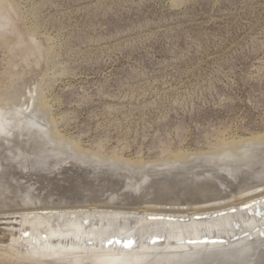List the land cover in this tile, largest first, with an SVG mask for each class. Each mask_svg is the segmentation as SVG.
Wrapping results in <instances>:
<instances>
[{"label":"rangeland","instance_id":"374dc122","mask_svg":"<svg viewBox=\"0 0 264 264\" xmlns=\"http://www.w3.org/2000/svg\"><path fill=\"white\" fill-rule=\"evenodd\" d=\"M35 105L40 109L36 106L35 111ZM0 108L3 113L18 110L23 116L34 113L36 119H32L43 122L47 138L61 137L76 149L138 163L165 161L178 153H223L230 149L226 143L263 138L264 0H0ZM13 142L0 148L1 165L10 162L18 167L16 176L22 177L25 186L35 181L38 185H34L42 187L48 181L50 190L45 194H58V198L70 188L86 191L90 182L99 184L106 179L107 185L120 184L119 198L139 200L146 194L133 190L143 186L145 175L151 182L208 173H215V182L221 185L215 199L207 203L217 204L204 205V210L224 203L223 207L238 205L264 193L249 194L263 182L264 177L253 180L249 175L261 174L264 156L251 165V172H246L249 167L237 168L235 178L202 161L187 164L188 169L185 165L167 171L160 162L133 174L117 169L114 175L105 165L93 168L70 158L69 148L36 171L31 168L32 159L23 160L28 168L21 169L13 160L17 150L29 153L27 139ZM64 166L69 170L59 171ZM49 177L57 180L54 185ZM59 184H66L67 190ZM128 184L138 187L129 189ZM117 206L130 208L126 203ZM4 223L0 220V228L6 227ZM234 228L236 233L240 227ZM247 245L251 250L247 255L258 253L255 244ZM220 251L199 252L179 262L228 264L229 258L230 262L237 260L231 251ZM150 253L148 262L153 264L174 251L161 246ZM263 256L261 251L259 264H264ZM0 264L9 263L0 257Z\"/></svg>","mask_w":264,"mask_h":264},{"label":"bare ground","instance_id":"6f19581e","mask_svg":"<svg viewBox=\"0 0 264 264\" xmlns=\"http://www.w3.org/2000/svg\"><path fill=\"white\" fill-rule=\"evenodd\" d=\"M37 105L40 106L39 102ZM37 105H35V109H34L35 111L40 109L41 107V106L38 107ZM36 106L38 109H36ZM2 111L0 110V148L2 147L3 144L7 142L12 143L14 140L20 138H26L28 147L30 148L29 153L28 152L23 153V151L17 150V154H15L16 151H14V153L12 151V153L16 155L15 157H13V160L17 161L18 164L17 166L20 165V169L28 168V166L26 165L27 163H25V161L23 160L32 159L33 161L31 162L33 163L29 161V164L31 163L32 166L31 168H35L37 171L38 170L37 168L46 164L48 160L54 157L57 158L60 155L61 156L64 155V153H66L65 151L68 150L69 148L70 151L73 152V156H71L70 158L76 161H79V159H81L84 164H89L91 166L94 165L96 167H100L102 165H105L107 169L112 170L111 172H113L114 175H117V173L120 172V170L124 171V169L133 174L135 172H138V170H144L148 166H152V165L159 166V164H161L160 162H164V164H166L165 166L168 169L167 168L165 169L167 171L185 165H186L185 168L188 169L187 164L195 163L196 161L198 162L202 161L200 163H205L208 165L215 164L219 166V168H221L223 171H226L228 174L235 175L239 172L237 168H240L239 170L241 171L242 167H249L248 171L246 172H251L253 170V168H250L252 167L251 165L256 164V160L261 157L263 158L264 156V136H261L263 138L257 137L258 139L256 138V140L255 141L253 140L252 142H250V140H245V141L241 140L239 142L237 141V142L226 143V145L230 147V149L226 151L222 150L223 153L220 152L209 155H207L208 153L206 154L200 153V156H197L196 154H195L196 156L192 154L187 155V153L186 155L185 154L183 155L182 153H180L181 155H178L179 154L178 153L177 155L174 154L175 156L173 155L174 156L173 158L171 157V159L165 160L166 162L165 161L146 162V163L145 162L138 163L136 161L132 162L128 159L124 160L122 158L102 156L96 153H90L88 151H84L82 149L80 150L76 149L77 147L76 148L73 147L69 142H65L61 140L62 139L61 137L56 138L51 136L52 139H50L51 137L48 136L50 138H47V135L49 133L42 128V123H43L42 121L38 122L37 120L39 119H37L36 121L33 120L34 119L33 117H35L36 119V116L34 115L33 112H31L33 114L31 115L32 117H30L27 115L23 116L24 113L19 112L18 110L17 111L10 110L9 113H3ZM40 122L42 123L40 124ZM47 124L48 123H46V125ZM47 139H49V142H47ZM23 143L26 142L23 141ZM10 153L11 152H9V154ZM201 155L203 156L201 157ZM9 160L13 161L10 158ZM129 161L132 162V164L129 163ZM23 162L24 164H22ZM4 163L5 162H3V164ZM12 164L13 163L9 162L6 165H1L0 163V220L7 221L6 224L4 223L6 227L5 228L2 227L3 229H0V257H2V259H5L9 264H149L148 260H150L152 256L150 251L152 252L153 250H157L158 247H161V244L155 243L151 245L147 241H146L147 243H145L144 241L147 238V236H149L148 239L150 240L152 239V237H156V238L159 237L160 240H162L161 238L164 239L166 238L167 240L171 239L175 244L174 246H171L170 243H168V245L166 246L167 248H169V250L174 251V253L171 254V256H166V258L162 257L156 263L153 264H180L179 260L181 259H185V260L191 259L194 257V255L199 254V252L210 251L213 250V248H216L217 245L214 244L216 243L215 242L216 239L221 241H223L222 239H227V241H230L232 237L229 235H227L226 237L221 235L214 236L211 234H206L205 232L211 233L213 229L220 230L222 228H226L227 225L228 226L233 225V223L238 222L237 221L239 220L238 218L242 219L244 223L246 220L247 226L251 228L248 230H244L240 233H236L233 236H240L246 232L252 233L257 228H259L258 233L264 235V230H263L264 193H260L257 195L252 194L254 195L253 198L249 196L251 199L247 200L248 198L246 197L247 198L246 201L245 202L243 201L242 203L240 202V204L238 205H228L223 207L225 205L224 203V205L222 204L223 206L217 207V209L211 206L210 208L213 207L214 209L212 208V209L204 210V206L202 207V205L209 203V201H213L212 199H215L214 197H216L219 191V183L215 184L206 181L204 183L208 182L207 183V185H209L208 187H210L213 191L207 198H203L199 200L195 198L196 194L190 193L188 197H190V199L193 200V202L188 204L183 203L181 205L179 203L182 201H180V199L176 197L174 198V202L177 204V206H175L174 209L166 210V209L152 208V204L156 202V199L158 200L161 199L160 197L158 198L153 197V199L151 198L148 199V197L146 196H151L152 193L151 194L146 193L144 199H141L142 197H140L141 200L130 199L131 200L130 201L129 199L127 200L124 197L119 198L118 185L120 184L117 183L114 184L111 182L112 184L107 185L105 182L107 180L104 179L103 181L101 180L102 182H100L98 185L95 184L96 187H94L91 190L87 189L86 191H81L79 188H77L76 190L75 187L70 188L72 187V185L70 184L69 187L70 189H68L66 194L58 198L59 197L58 194H56L58 197L53 195V193L49 195L47 194L48 193L47 191L50 190L49 188H47L49 184L48 181H47L48 184L44 183L43 181L42 183H44V186L42 187L37 186L38 182L36 183L35 181L33 182L34 184L36 183L37 185L29 184L25 186V184H23L24 181L21 179L22 177H20V175L16 176L17 173L19 174V172L16 173V168L18 167L15 168V166H12ZM69 164L71 165L72 162ZM72 165L74 166L76 164H72ZM94 166L92 167L94 168ZM90 167L88 166V168ZM260 167L262 166L260 165ZM63 168L65 170H69L67 166H64L61 167L59 171H62ZM93 168L92 171L94 173L95 170ZM117 169L119 170L118 172ZM153 169L154 168H152V170ZM110 170L104 169L105 172ZM150 170L151 169H149V172ZM159 171L160 170H157V172ZM22 172L23 171H21V173ZM151 173L149 176H151ZM253 173L254 174L250 173L251 175L249 176L252 177L253 175L254 178L255 175L258 176H260L261 174L263 175L264 168L261 169L260 175L258 174V171H255ZM46 174L49 175V173ZM97 174L95 175V177L97 176ZM103 175L107 176L106 174ZM40 176L38 175V177ZM147 176L145 175L143 179L144 181L142 183L143 185L149 183L147 182L148 181ZM199 176L201 175H196L193 182H196L198 180L200 181L201 177ZM23 177L25 176L23 175ZM109 177L113 178L114 176L111 175ZM128 177L129 175L126 176L127 179ZM210 177L213 176L211 173H208L206 174V177H204V180L209 179ZM221 178L222 177H220V180ZM46 179L47 178H45V180ZM117 179L119 180V178ZM159 179H161V177ZM51 180L52 179L50 178L49 181ZM80 180H83V178ZM121 181L123 180L121 179ZM177 181L178 180L172 181L173 185L178 186V184L183 183V186L185 187V186H189V183H191L190 181H186V180L181 181V183L180 182L178 183ZM51 182L50 183L54 185L53 184L55 183L54 180ZM259 182L260 181L256 183ZM263 182H264V178H263ZM263 182L261 180L260 184H262ZM25 183H29V182H25ZM92 183L90 182V184ZM243 183L244 181L241 184ZM230 184H231L230 186H232L233 183ZM62 185L64 186V184ZM62 185L61 188L58 187V189L59 188L62 189L63 188ZM207 185L203 186V188L207 187ZM126 186L129 189L130 188L135 189L136 187H138L132 184L130 185L128 184ZM54 187H57V185ZM64 187H65L63 188L64 190L68 188V186L66 187V184ZM262 187H264V184L262 185ZM58 189L56 190L58 193H60ZM45 191L47 192L46 193L47 195L45 194ZM236 193L238 194V192ZM107 195L109 196L106 199L105 197ZM126 195L129 196L128 194ZM133 198H135V196ZM241 198L242 197H240V200ZM258 200H260V202H257ZM254 201L255 203L252 205V202ZM125 203L127 206L130 205L129 206L130 208L124 207V209H122L121 207L120 208L118 207L120 205L117 206V204H121L123 206V204ZM184 205H186V207ZM243 205H249V206L243 209L242 208ZM143 206H145L144 209H138L139 207L142 208ZM188 207H191L193 212H191L189 210L190 208L188 209ZM188 210L190 211V213ZM248 213H251L250 217ZM119 236H123V237L120 238ZM205 237L208 238V241H210L211 244L204 243V244L186 245L182 243V242H186V240H189V242L197 243L196 241H202V239H204ZM136 238L137 240L140 241V245L136 246L139 249H137L136 247L134 248L130 247V243L134 242V239L136 240ZM119 239H123V242L125 239L131 240V242L127 243L125 246L123 245L124 243L122 242V245L119 246L117 243ZM240 240H238V242L234 241L230 243V245L234 246L235 242L237 244H241V243L250 244L249 242H247L248 240L247 238ZM102 243H104V245ZM106 243H109L107 247L105 246ZM186 249L188 250L186 251ZM182 250H185V252ZM224 250H228V249H224ZM231 252L229 254H231ZM226 253H228V251H226ZM249 254L246 256L247 258ZM252 254L255 255V253ZM233 255L237 257L238 254H233ZM229 259L228 261L230 262ZM214 260L216 261V259ZM207 261L208 260H206V262ZM209 261H213V260L211 259ZM181 264L183 263L181 262Z\"/></svg>","mask_w":264,"mask_h":264},{"label":"water","instance_id":"95a60500","mask_svg":"<svg viewBox=\"0 0 264 264\" xmlns=\"http://www.w3.org/2000/svg\"><path fill=\"white\" fill-rule=\"evenodd\" d=\"M227 177L230 178V176L232 178H235L234 175H230V174H225ZM203 176V177H202ZM202 176H199L201 177L200 181H196V182H193L194 181V178L196 176H193V177H189V178H184V177H173V178H170V177H164L162 178L161 180H157V181H151L149 183H147L146 185H143L141 186L139 189H135L133 190L134 193L138 192L139 194H146V193H152L151 196H147L148 199L151 198L153 199V197H160L161 199H156V202H154L152 204V208H157V209H166V210H171V209H174L175 206H177V204L174 202V198L178 197L180 199V202L179 204H183V203H192L193 200L190 199L189 194L190 193H193V194H196L195 198L197 199H203V198H207L213 191L210 187H208L209 185H207L208 182H212V183H218V182H215L216 180V174H212L213 177H210L209 179H205L204 180V177H206V175H202ZM263 175L260 177L258 175L255 176L254 180H259L260 178H262ZM174 180H178L177 182L181 183V181H190L191 183H189V186H183V183L181 184H178V186L176 185H173L172 181ZM208 181L207 183H204ZM176 182V181H175ZM191 184V185H190ZM89 185V184H88ZM98 185V184H97ZM207 185V187L203 188V186ZM220 183H219V187H220ZM263 184L260 185V187H257L256 189L252 190L251 193H249L250 195H252L253 193H259V192H264V187H262ZM94 187H96L95 184H91V186H88V188L91 190L93 189ZM177 190V191H176ZM214 190V189H213ZM145 192V193H144ZM179 193V194H178ZM142 194V195H143ZM164 202H168L167 204L170 205L169 207L166 206V204H164ZM257 202H260V200H258ZM255 203L252 202V205ZM162 204H164L165 206H163ZM211 204H217V202H212L210 204H205V205H211ZM186 207V205H184ZM204 206V205H202ZM249 205H243L242 208L245 209L246 207H248ZM189 209V207H188ZM236 210V209H235ZM249 214V217L251 216V213H248ZM239 220H237L238 222L236 223H233V225H227L226 228H222L220 230H216V229H213L210 232H205L206 234H211V235H214V236H224L226 237L227 235L231 236L232 239L230 241H227V239H222L223 241L221 240H215L217 247L216 248H213V250H221V249H228V251H232L231 254H238L237 256H239L237 258V262H229L228 264H231V263H235V264H258L259 263V256L261 255V251H264V235L263 234H259V228H257L256 230H254L252 233L250 232H246V233H243L242 235L240 236H233L234 234L236 233H240L244 230H248L250 229L251 227L247 226V224H245V228L242 227V225L244 224V221L240 218H238ZM246 223V222H245ZM1 226V225H0ZM240 227L238 229V231L235 233V228L234 227ZM0 229H3V228H0ZM264 230V228H263ZM120 238L123 237V236H119ZM240 237V238H239ZM247 238V242H249L250 244H255V247H258V250L260 251H257L258 253H256V255H253V257L249 256L248 258L246 257L247 256V252H250L251 250H248L247 249V244L245 243H241V244H237L236 242H238V240L240 239H245ZM162 240H160V238H156V237H152V239H148L147 242L150 243L151 245L155 244V243H160L161 246H167L168 243H170L171 246H174V242L170 239V240H167L166 238H161ZM150 240V241H149ZM166 240V241H165ZM206 240V241H204ZM137 238L136 240L134 239V242H131V240H127L125 239L124 242H123V239H119L117 241L118 245L121 246L122 245V242L124 243L123 245L125 246L127 243H130V247H136L137 246ZM155 241V242H154ZM235 242V245L234 246H231L230 243L232 242ZM241 241V240H240ZM114 242V241H113ZM146 242V243H147ZM197 243H194V242H189V240H186V242H182L183 244H186V245H194V244H211L210 241H208V238H204L202 239V241H196ZM104 245V243H102ZM109 245V243H106L105 246L107 247ZM258 245V246H257ZM260 245V246H259ZM177 246V245H176ZM238 247V249H233V248H236ZM167 248V247H166ZM139 249V248H137ZM169 249V248H168ZM172 251V250H171ZM256 251V250H255ZM203 252V251H202ZM246 257V258H245ZM152 258V257H151ZM150 258V259H151ZM156 263V262H155Z\"/></svg>","mask_w":264,"mask_h":264}]
</instances>
